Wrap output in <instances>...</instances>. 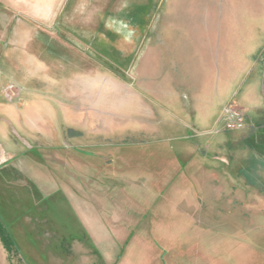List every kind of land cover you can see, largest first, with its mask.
<instances>
[{
	"label": "rangeland",
	"instance_id": "374dc122",
	"mask_svg": "<svg viewBox=\"0 0 264 264\" xmlns=\"http://www.w3.org/2000/svg\"><path fill=\"white\" fill-rule=\"evenodd\" d=\"M236 5L0 0V264H264V0Z\"/></svg>",
	"mask_w": 264,
	"mask_h": 264
},
{
	"label": "built area",
	"instance_id": "2783aa9c",
	"mask_svg": "<svg viewBox=\"0 0 264 264\" xmlns=\"http://www.w3.org/2000/svg\"><path fill=\"white\" fill-rule=\"evenodd\" d=\"M220 119L225 130L238 131L244 128L247 118L241 108L235 103H229L222 109Z\"/></svg>",
	"mask_w": 264,
	"mask_h": 264
},
{
	"label": "crops",
	"instance_id": "0c3cea01",
	"mask_svg": "<svg viewBox=\"0 0 264 264\" xmlns=\"http://www.w3.org/2000/svg\"><path fill=\"white\" fill-rule=\"evenodd\" d=\"M240 1L241 0H225V14H226V18H231L229 16L234 15L236 13L235 10H234V8L237 7L236 4H238ZM215 3L216 2H214V4ZM214 4H213V9H215L214 12H213L214 16L216 17L217 14L215 15V13H218V12H220V13L223 14L224 9L220 10L217 7L218 5H214ZM246 6H249L248 3H246ZM222 8H224V7H222ZM214 19L216 20V18H204V20L207 21L208 24H211L214 21ZM182 82H184V81H182Z\"/></svg>",
	"mask_w": 264,
	"mask_h": 264
}]
</instances>
